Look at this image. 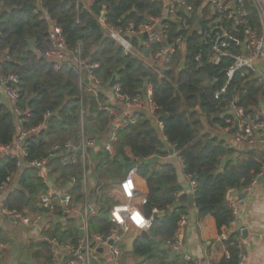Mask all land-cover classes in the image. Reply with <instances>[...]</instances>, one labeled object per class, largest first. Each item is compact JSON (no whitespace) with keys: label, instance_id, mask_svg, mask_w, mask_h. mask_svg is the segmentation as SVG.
Segmentation results:
<instances>
[{"label":"trees","instance_id":"obj_1","mask_svg":"<svg viewBox=\"0 0 264 264\" xmlns=\"http://www.w3.org/2000/svg\"><path fill=\"white\" fill-rule=\"evenodd\" d=\"M205 1L185 0L195 14L200 10L204 12ZM162 6L163 0H91L87 9L75 0H38V5L35 0H0L1 75H15L19 93L13 106L0 103V147L11 144L19 128L37 129L26 140L27 158L22 160L26 165L48 158L52 145L70 140L77 144L81 134L87 140L103 135L109 122L106 113L98 108L99 103L106 101V94L94 95L87 83L79 84L71 62L55 69L52 62L36 56V52L43 53L50 45L49 25L39 14L42 9L49 23L60 28L68 50L74 52L79 46L81 58L98 65L94 75L101 89L110 91L108 85L113 78L119 94L129 98L141 95L145 84L151 87L155 116L163 125L162 132L146 112H136L135 123L117 131L115 157L109 159L101 155L93 174L97 181L101 176L108 180L120 178L122 166L118 160L137 161L138 175L147 187L145 204L139 206V210L145 218L152 217L153 224L148 231L150 239L135 241L134 257H144L151 264H193L176 257L167 262L170 256L161 248L173 239L180 216L188 215V206L192 204L198 211V219L213 218L220 235L221 229H228L233 219L226 201L227 192L248 189L264 169V148H249L238 152L236 162H224L237 151L211 131L205 133L203 124L210 130L231 129L233 119L224 115L223 110L235 95L245 115L252 117L259 108L263 87L250 76L239 79L237 73L226 92L215 98L227 81L225 72L231 61L222 60L218 66L211 63L209 44L196 31L184 35L185 53L177 50L167 55L163 68L155 73L138 57L125 55L99 23L101 12L105 10L106 27L122 30L129 24L137 27L146 23V19L159 16ZM248 11L247 24L257 28L254 11L250 7ZM164 26L171 43L179 35L178 27L171 22H164ZM129 40L134 50L145 56L159 48L156 45L145 48L137 37ZM231 51L235 50L231 48ZM197 56H200L198 62L195 61ZM180 60H183L181 68ZM15 110L20 114L16 115ZM80 110L84 114L83 121ZM47 113L51 115L48 119ZM165 143L182 161L184 174L195 182L190 196L181 194L170 164L150 161L154 157L168 156ZM16 165V159L0 158V186L17 171ZM47 167L60 176L58 188L74 180L69 194L79 203L83 197L80 163L63 166L59 159H54L49 160ZM107 179H102V183ZM46 190L37 171L26 166L21 171L18 188L7 195L3 207L23 216L39 214L38 197ZM103 195L95 196L98 210L89 220L92 234L107 235L112 228L108 212L114 202L107 197L104 199ZM47 235L60 243L75 244L78 239V232L69 221L64 230L59 223L53 224ZM236 237L234 233L228 235L224 242L228 257L218 264H238ZM29 249L34 259L52 263L53 254L45 243L31 244Z\"/></svg>","mask_w":264,"mask_h":264},{"label":"built area","instance_id":"obj_2","mask_svg":"<svg viewBox=\"0 0 264 264\" xmlns=\"http://www.w3.org/2000/svg\"><path fill=\"white\" fill-rule=\"evenodd\" d=\"M38 5V0H35ZM78 0H75L77 2ZM248 7L252 8L258 21L257 28H251L247 24L249 17ZM202 10L195 14L192 7L186 4L185 0H166L163 2L162 10L159 16L146 19V23L137 27L129 24L124 30L106 27L104 23H99L105 28L107 36L115 45L122 48L125 55H134L138 57L145 66L153 69L155 73H159L163 68V62L167 55L180 51L185 53L186 44L183 47V41L186 40L185 34L196 31L201 39L209 44L212 53V60L215 66H218L222 60L231 61L230 67L226 70L225 75L227 81L224 87L217 92L214 97L218 98L226 92L229 83L234 76L239 73V79L252 78L257 84L264 89V70L257 65V61L264 54V0H206ZM41 19L45 20L49 25V48L39 53L43 58L53 63L55 69L71 62L77 71L79 84L83 82L89 85V91L97 95L101 91L100 83L94 75V70L98 68L97 64L91 63L89 59H82L79 46L74 52H70L62 37L60 28L49 23L45 12L40 9ZM201 22L199 29H195L197 18ZM164 22H171L178 27L179 35L177 38L169 42V35L165 29ZM131 37H137L141 41L140 44L145 48L150 46H158V50L151 55H143L136 52L130 42ZM187 43V41H186ZM231 48L235 51H231ZM4 57V56H3ZM2 58V57H1ZM0 58V61H1ZM5 59L7 57H4ZM200 56L195 58L198 62ZM1 64V63H0ZM180 68L183 66V60H180ZM115 82V81H114ZM18 78L13 74L7 76L1 75L0 67V85L5 89V96L8 103L13 106L19 98L17 90ZM100 88V89H99ZM113 94L116 107L108 105L106 101L99 103L98 108L104 111L108 118V125L103 137L97 136L92 139H85L83 134L79 138V142L74 144L71 140L64 144L52 145L49 150L48 158L40 161H33L28 164L22 163L27 158L26 140L37 129L23 130L18 129L13 142L9 145L0 147V158L11 157L17 161V171L8 177L0 186V206L9 187L18 186L21 171L24 167L29 166L37 171V175L46 184L47 190L38 197V207L46 218H51L41 229L39 241L49 246L53 254L52 263L55 264V252H63L66 254L65 264H94L98 251L107 252L112 264H126L123 259L126 240L133 235L134 232H148L153 224V218H145L139 208L134 205V201L139 196L135 179L138 176L137 166L120 177L117 182L116 199L108 212V220L112 224L107 235L92 234L90 231L89 220L97 214L98 204L95 196L101 194L102 185L98 184L93 174V167L103 155L106 158L113 159L115 157L114 145L117 142V131L121 128L128 127L135 123V113L138 111L146 112L155 122L159 132H162L163 125L155 116V106L152 102V89L145 84L141 89V95L134 98L121 96L115 85L109 88ZM145 93H142V90ZM82 110L80 115L82 116ZM15 114L19 115V111L15 110ZM224 115H229L233 119L231 129H223L224 133H229L234 144L243 146L244 148L258 147L264 144V123L261 121L262 114L256 110L252 117L246 116L244 109L238 103V97L235 95L223 110ZM51 115L47 113L45 117L48 119ZM102 139V148L96 160H92L89 156V150L94 147L98 140ZM59 159L63 166L81 165V186L83 197L79 203L73 201L69 194L75 184L74 180H70L64 188H58L56 185L60 181V176L49 171L47 164L49 160ZM134 161V160H131ZM264 174V169L257 177ZM256 178V179H257ZM89 179H92L93 185L90 188ZM192 187V194L195 190V182L189 177ZM255 181L251 184H254ZM50 183L51 186L47 184ZM250 186V187H251ZM249 187V188H250ZM246 189L244 191L249 190ZM243 192V191H242ZM191 194V195H192ZM228 202L231 209L233 219L229 224V228L236 223V217L239 206L243 205V197L234 198L233 196ZM141 204H145V199L141 200ZM46 209L47 212H43ZM59 210L56 214L55 211ZM5 216L13 220L19 221L21 224L35 225L41 221L42 213L31 216V220L15 211L4 210ZM163 214L164 212H160ZM75 215L77 217L75 218ZM73 218V219H72ZM70 219L73 220V226L78 232V239L75 244L60 243L58 239L50 237V231L53 224L65 225ZM188 222V215H181L177 222V230L171 241H167L162 245L164 250L174 251L180 255L185 262L193 264H201L193 261L188 255L181 253V235ZM231 233L236 234V245L238 249V264H245L246 256L242 249L243 237L245 229L237 227ZM221 241H226L227 236L221 234ZM181 253V254H180ZM49 264V263H43ZM137 264H149L142 261Z\"/></svg>","mask_w":264,"mask_h":264},{"label":"crops","instance_id":"obj_3","mask_svg":"<svg viewBox=\"0 0 264 264\" xmlns=\"http://www.w3.org/2000/svg\"><path fill=\"white\" fill-rule=\"evenodd\" d=\"M164 1L166 0H163V2ZM77 3L81 4L84 9H87L91 4V0H78ZM256 65L261 70H264V54L262 55L261 59L257 61ZM104 92L106 94V103L116 107L112 92ZM0 103L5 105L9 104L5 96V89L1 87V85ZM258 111L262 114L260 119L264 123V104L261 102ZM203 125L205 133L211 131L213 136L226 141L233 149L237 151L227 157L224 162H236L239 159L238 152L249 149L234 144L229 133H224L223 129L215 127L213 130H210V128L205 123ZM104 135L99 134L97 136L103 137ZM92 138H96V135H94ZM102 141V139L98 140L94 147L89 150L88 154L92 160H96V157H98V153H100L102 148ZM164 148L168 153L167 157H154L150 161L170 164L175 170L177 183L181 188V194L190 196L192 194V187L189 177L184 174L182 161L175 154L172 147L165 143ZM258 148H264V144L258 146ZM111 178L113 179L108 180L107 184L110 187H115L116 189L119 178ZM98 183L103 186L102 181L98 180ZM135 183L139 191V196L134 201V205L139 208V206H142L141 200L145 199L146 197L147 187L145 181L139 175L136 177ZM89 185L91 188L93 185L92 179H89ZM17 188L18 186L15 187L13 185L9 187L8 192L2 200L3 206L7 195ZM238 197H243L244 203L243 205L239 206L236 223L231 226V228L221 229L220 232L221 234H225L228 240V235L231 233V231L235 230L237 227L244 228L245 235L243 237L242 249L246 256L245 264H264V174L255 180L254 184L247 192L234 191L233 199ZM3 206H0V264H43L41 259L36 260L32 257L29 246L31 244L40 243L39 239L41 235V229L49 222L48 218L45 217L46 214L41 212L43 215L41 221L38 222V224L25 226L19 221L5 216V209ZM197 215L198 211L194 206L192 210V217H190V209H188V222L181 235V253L188 255L193 261H198L201 264H218L224 257H228V251L224 244L225 241H221L219 239L221 234L219 235L212 217L205 216L202 219H198ZM76 217L77 215H75V218ZM72 219H70L71 225H73ZM60 226L63 230L66 227L65 225L61 224ZM68 226L70 225L68 224ZM146 239H150L149 232L146 234ZM169 256L170 258H168L167 262L175 259V257L182 259L181 256L177 254L176 256L169 254ZM54 257L55 264H65V253L56 251ZM123 259L126 264H137L142 261L147 262L144 257H133V253H126L125 250L123 252ZM95 261L97 263L94 264H112L111 259L106 251H98ZM149 264H151V262H149ZM155 264H159V262H156Z\"/></svg>","mask_w":264,"mask_h":264},{"label":"water","instance_id":"obj_4","mask_svg":"<svg viewBox=\"0 0 264 264\" xmlns=\"http://www.w3.org/2000/svg\"><path fill=\"white\" fill-rule=\"evenodd\" d=\"M104 17H105V10H103L101 12V17L99 19V21L101 23H104ZM200 18L198 17L197 20H196V24H195V29L198 30L199 29V25H200ZM186 44V40L183 41V47L185 46ZM36 56L40 59L42 56L39 54V53H36ZM114 81L115 79L113 78L111 80V82L109 83V88H112L114 86ZM100 89V88H99ZM101 91L104 92L103 89H101ZM142 93L144 94L145 93V90L143 89L142 90ZM260 102L264 104V89L262 90L261 92V95H260ZM196 111L199 112V108H196ZM232 132H229V135L231 134ZM119 164L122 166V174H121V177H125L126 174L128 173V171H130L131 169L135 168L137 166L136 162L135 161H125L123 159H119L118 160ZM48 186H51L50 183L47 184ZM233 192L232 190L228 191L227 194H226V201H229L231 199V197L233 196ZM188 209H190V217H192V210H193V205L192 204H189L188 206ZM43 212H47L46 209H43ZM146 234L147 232H140V233H137V232H134L133 235L131 237H129L126 242H125V251L126 253H133V245L135 243V241L139 238H144L146 239ZM102 250H99V252H101ZM167 252L169 254H171L172 256H176V253L174 251H171V250H167Z\"/></svg>","mask_w":264,"mask_h":264},{"label":"rangeland","instance_id":"obj_5","mask_svg":"<svg viewBox=\"0 0 264 264\" xmlns=\"http://www.w3.org/2000/svg\"><path fill=\"white\" fill-rule=\"evenodd\" d=\"M78 81L80 82V80H79V78H78ZM79 114H80V112H79ZM80 119L83 121V119H84V114H83V112H82V116L80 115ZM102 179H107V178H105L104 176L102 177H100L99 178V180L100 181H102ZM113 179V178H112ZM103 181H105L106 183L104 184L103 183V187L104 186H106V188L105 189H103V187H102V189H101V194H104L103 196H104V199H106V197L107 198H109V200L110 201H113V200H115L116 199V189H115V187H113V186H109L107 183H108V179L107 180H103ZM22 215V214H21ZM23 216V215H22ZM24 217H27L28 219H30L31 220V216H30V214L28 215H26V216H24ZM48 221L49 222H51L52 221V219L51 218H48ZM129 255H131V254H129ZM132 256V255H131ZM133 257H134V255H133Z\"/></svg>","mask_w":264,"mask_h":264}]
</instances>
